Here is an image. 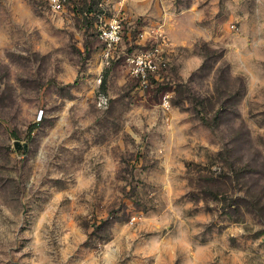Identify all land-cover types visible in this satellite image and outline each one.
I'll return each instance as SVG.
<instances>
[{
	"label": "rangeland",
	"instance_id": "374dc122",
	"mask_svg": "<svg viewBox=\"0 0 264 264\" xmlns=\"http://www.w3.org/2000/svg\"><path fill=\"white\" fill-rule=\"evenodd\" d=\"M261 231L264 0H0V264H264Z\"/></svg>",
	"mask_w": 264,
	"mask_h": 264
},
{
	"label": "built area",
	"instance_id": "2783aa9c",
	"mask_svg": "<svg viewBox=\"0 0 264 264\" xmlns=\"http://www.w3.org/2000/svg\"><path fill=\"white\" fill-rule=\"evenodd\" d=\"M67 0H48L49 7L53 12L63 10ZM97 38L102 44V55L105 59L113 55L116 47L122 42L124 26L122 20L113 19L97 27ZM157 50L147 51L128 58L134 75L138 78L143 87H147L154 74L165 67V63L156 56Z\"/></svg>",
	"mask_w": 264,
	"mask_h": 264
},
{
	"label": "water",
	"instance_id": "95a60500",
	"mask_svg": "<svg viewBox=\"0 0 264 264\" xmlns=\"http://www.w3.org/2000/svg\"><path fill=\"white\" fill-rule=\"evenodd\" d=\"M13 146L17 150H27L28 145L26 143H21L20 141H14Z\"/></svg>",
	"mask_w": 264,
	"mask_h": 264
},
{
	"label": "trees",
	"instance_id": "16d2710c",
	"mask_svg": "<svg viewBox=\"0 0 264 264\" xmlns=\"http://www.w3.org/2000/svg\"><path fill=\"white\" fill-rule=\"evenodd\" d=\"M260 233H261L262 235H264V231H261Z\"/></svg>",
	"mask_w": 264,
	"mask_h": 264
}]
</instances>
